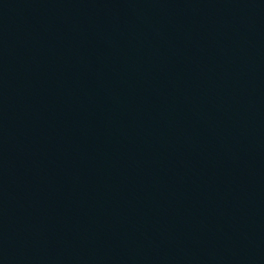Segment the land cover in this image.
Returning a JSON list of instances; mask_svg holds the SVG:
<instances>
[{"label": "water", "instance_id": "1", "mask_svg": "<svg viewBox=\"0 0 264 264\" xmlns=\"http://www.w3.org/2000/svg\"><path fill=\"white\" fill-rule=\"evenodd\" d=\"M0 264H264V0H0Z\"/></svg>", "mask_w": 264, "mask_h": 264}]
</instances>
